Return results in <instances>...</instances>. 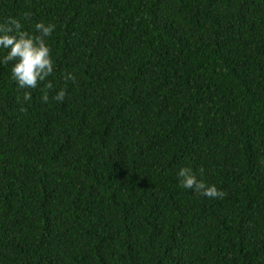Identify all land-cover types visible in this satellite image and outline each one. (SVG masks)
<instances>
[{"label": "trees", "instance_id": "obj_1", "mask_svg": "<svg viewBox=\"0 0 264 264\" xmlns=\"http://www.w3.org/2000/svg\"><path fill=\"white\" fill-rule=\"evenodd\" d=\"M9 17L56 28L47 103L0 64V264H264V0H0Z\"/></svg>", "mask_w": 264, "mask_h": 264}, {"label": "clouds", "instance_id": "obj_2", "mask_svg": "<svg viewBox=\"0 0 264 264\" xmlns=\"http://www.w3.org/2000/svg\"><path fill=\"white\" fill-rule=\"evenodd\" d=\"M27 18L30 13L25 12ZM56 25L37 22L34 25V32L23 29L19 19L9 17L6 21L0 22V50H6V54L0 60V64L7 65L13 62L11 68V78L20 89H34L41 82H44L42 101H49V90L53 89L52 82L48 77L54 71V61L51 57V48L47 43V38L55 31ZM65 81L75 82L76 77L72 73H66ZM66 96V89L61 88L52 97L53 100L63 102ZM23 101H30L31 94L25 91ZM21 112H26V108H21ZM204 169H200L201 176ZM181 185L186 189L193 190L198 195L207 196L210 199H223L226 193L218 189L214 184H206L202 179H198L190 167H182L177 173Z\"/></svg>", "mask_w": 264, "mask_h": 264}]
</instances>
